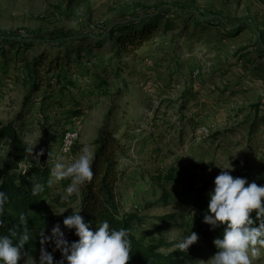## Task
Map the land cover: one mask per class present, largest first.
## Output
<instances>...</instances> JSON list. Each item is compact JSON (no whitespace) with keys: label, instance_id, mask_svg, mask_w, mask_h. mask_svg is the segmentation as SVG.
Returning <instances> with one entry per match:
<instances>
[{"label":"rangeland","instance_id":"1","mask_svg":"<svg viewBox=\"0 0 264 264\" xmlns=\"http://www.w3.org/2000/svg\"><path fill=\"white\" fill-rule=\"evenodd\" d=\"M149 12L161 18L153 37L135 54L119 56L110 30ZM88 36L100 37L101 48ZM8 37L33 43L26 53L6 49L11 59L37 52L61 58L75 48L83 53L84 65H72L81 74L72 76L77 89L71 93L84 115L68 128L77 132L69 153L60 152L64 133L54 142L50 167L57 158L70 161L84 146L93 152L102 126L114 131L127 149V158L118 159L123 209L141 218L135 237L174 244L161 253L178 249L191 234L197 211L174 197L166 207L158 204L162 192L174 188L155 180L159 175L175 163L195 164L209 192L219 167L231 164L234 177L245 167L249 182L264 168V0H0V39ZM8 71L14 75L15 68ZM22 73L15 82L0 81V123L25 116L29 131L21 138L27 146L25 140L36 143L39 134L41 92L23 108L28 89ZM45 114L58 118L55 111ZM5 153L0 144V161ZM77 205L76 199L65 213ZM198 242L188 249L194 264H208L214 254ZM254 264H264V250Z\"/></svg>","mask_w":264,"mask_h":264},{"label":"trees","instance_id":"2","mask_svg":"<svg viewBox=\"0 0 264 264\" xmlns=\"http://www.w3.org/2000/svg\"><path fill=\"white\" fill-rule=\"evenodd\" d=\"M159 18L156 13L149 12L137 20L138 22L130 20L120 28L110 30L109 39L114 38L119 51L118 55H133L144 46L153 37ZM197 18L196 15H191V22H194L195 27L198 25ZM87 38L92 44L94 43V47L101 48L100 37L89 38L88 36L85 37L86 41H88ZM2 43H6L5 46ZM14 48L26 53L27 50L33 48V43L31 44L21 37L0 39V75L2 76L0 81L15 82L18 80L19 71L23 72V82L28 89L23 101V108H27L35 95L41 92V95L36 97L39 98L37 104L41 117L36 122L39 132L36 138V142L39 140L36 152L44 149V155L40 157V163H35L25 151L27 146L21 138L22 131H29L22 122L25 116L8 123H0V144L6 147L5 156L0 161V178H3L2 190L9 196L3 218L5 227L0 231L5 233L9 229L21 231L19 216L24 213L28 217V227L33 236L28 245H25V249L29 252V259H38L41 247L39 242L41 230L45 229L46 233H49L55 223L60 222L62 225L64 217L70 215L66 213L60 215L61 213H53V211L55 208H67L71 202L77 199L78 205L74 211L83 209L81 215L84 216L85 221L91 222L93 229L98 227L100 222L107 220L110 226L117 229L124 228L128 231L132 245L131 259L128 264H194V261L197 260L196 256L189 250L175 249L164 254L160 250H168L174 244H167L164 241L146 243L144 239L134 236V226L141 221V218L136 214L124 211L119 192L122 173L119 169L118 159L127 158V149L116 137V133L108 129L107 126H102L98 130L97 137L93 141L95 144L92 164L93 180L80 186L78 196L70 197L67 201L61 200L65 194L64 189L69 184L67 180L62 181L60 185L58 182L53 183L51 187L47 185V181L51 179L50 163L54 159L52 155L54 142L63 133L64 136L66 132L71 131L73 128L68 130L69 126L84 115L79 100L71 93V90L77 89L72 76L81 74L78 69L73 70L72 65L75 68L82 67L84 64H81V58L84 55L82 56L83 53L79 54L75 48L70 51L63 50L61 58L56 56L48 59L49 53L37 52L32 58L11 59L10 51L6 49ZM71 55L76 57L71 58ZM89 55L87 54V56ZM91 61L92 58L89 57L85 65ZM10 66L13 67V70L15 68L14 75L8 71ZM84 69L89 71L87 68ZM104 82L105 80L102 81L105 85ZM46 111H55L58 118L49 119L45 114ZM21 164L26 168L23 169ZM196 169L197 165L192 163L185 165L175 163L168 168L166 173L159 175L155 180H163L164 184H170L174 188L172 191H163L158 204L166 207L174 197L178 203H187L195 209L197 219L194 221L191 231L198 234L199 244L215 254L218 249L214 246L213 240L222 235L223 229L221 227L210 230V226L203 223V216L207 212L210 184L197 175ZM237 176L244 177L249 181V174L246 173L245 167L237 172ZM33 182L45 184V191L38 196H33L31 194ZM254 182L264 185V168L260 175L254 179ZM169 218L170 216L165 220ZM65 232L70 241L78 239L67 229ZM46 247L51 252L54 245ZM60 256L59 251L54 253L55 259H60Z\"/></svg>","mask_w":264,"mask_h":264},{"label":"clouds","instance_id":"3","mask_svg":"<svg viewBox=\"0 0 264 264\" xmlns=\"http://www.w3.org/2000/svg\"><path fill=\"white\" fill-rule=\"evenodd\" d=\"M38 142L33 143L30 138L25 140V151L35 163H40V157L44 155V149L33 155ZM63 151L69 152L70 148L65 146ZM93 160L94 153L88 146H84L78 156L70 161L57 158L47 185L51 187L53 183L70 180L61 200L67 201L73 194L79 195L80 186L93 180ZM219 168L221 171L214 178V187L208 192L207 212L203 216V223L209 225L210 230L222 227L223 231L221 236L213 240L218 251L207 262L254 264V260L264 250V185L249 182L244 177H234L231 174L234 170L231 164ZM2 186L3 178H0V229L5 227L3 218L9 202V196L2 190ZM44 191L45 184L33 182V196ZM67 210L68 208L61 209L60 215ZM82 211L83 209L73 210L64 217L63 227L57 222L49 233L45 229L41 230L38 260L29 259V252L25 249L33 236L28 227V217L21 213V231H0V264H128L132 253L128 231L110 226L107 220L93 229L91 222L85 221L81 215ZM65 229L78 239L70 241ZM198 240V234L191 231L176 247L180 251H188ZM47 245H54L51 252L47 250ZM57 251L61 254L60 259L54 258Z\"/></svg>","mask_w":264,"mask_h":264},{"label":"bare ground","instance_id":"4","mask_svg":"<svg viewBox=\"0 0 264 264\" xmlns=\"http://www.w3.org/2000/svg\"><path fill=\"white\" fill-rule=\"evenodd\" d=\"M76 138H77V132L74 129L66 132L65 135L63 136L62 140H61V143H60V145H62V147H61L62 151H60V152H63L64 154L69 153L72 150L73 142L76 140ZM65 146H68L70 148L69 152L63 151V148Z\"/></svg>","mask_w":264,"mask_h":264}]
</instances>
